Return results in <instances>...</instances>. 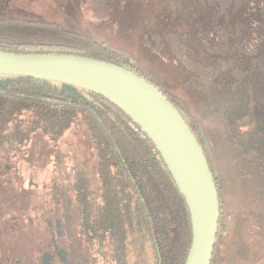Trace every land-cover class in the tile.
Masks as SVG:
<instances>
[{"label":"trees","instance_id":"1","mask_svg":"<svg viewBox=\"0 0 264 264\" xmlns=\"http://www.w3.org/2000/svg\"><path fill=\"white\" fill-rule=\"evenodd\" d=\"M6 1L0 0V6ZM195 1L201 15V32L207 34L206 38L202 37V53L199 54V46L189 42L186 31L171 30L165 38L172 51L191 67L192 76L188 82L202 95L208 96L220 115V126L231 135L237 149L233 159L241 151L245 158L241 162L247 161L264 181V163L257 156L258 138H264V0ZM100 3L103 7H110L119 1L101 0ZM171 7V15L177 21L181 20L183 16ZM0 49L16 53L91 56L131 69L159 88L129 55L106 46L91 35L65 29L56 22L4 17L0 13ZM161 91L180 110L203 146L221 198V176L214 171L200 119L184 100L172 92ZM88 94L92 99L73 97L64 92L51 94L45 89V80L30 76L6 79L0 83V139L10 145L19 139H30L32 132H40L57 147L72 125H80L90 147L89 153L100 163V170L127 173L130 214L138 216L136 197L141 186L147 195L145 218L156 216L154 207L148 209V204L153 201L149 198L151 190L148 185L153 181L168 195L179 194L187 209L184 196L148 135L116 104L100 94L90 91ZM246 140H251L253 146L244 147ZM177 208L180 214L181 203ZM187 215L191 233L188 212ZM219 238L218 230L212 264L217 263Z\"/></svg>","mask_w":264,"mask_h":264},{"label":"rangeland","instance_id":"2","mask_svg":"<svg viewBox=\"0 0 264 264\" xmlns=\"http://www.w3.org/2000/svg\"><path fill=\"white\" fill-rule=\"evenodd\" d=\"M117 1L118 4L103 7L101 0H7L0 6V13L4 17L56 22L65 29L91 35L106 46L129 55L159 85V89L184 100L201 121L206 135L205 146L215 173L221 176L219 184L226 199L228 235L224 244H218L216 248V264H264V181L247 161L241 162L245 159L241 151H238V160L233 159L237 149L231 135L220 126V115L208 96L188 82L192 76L191 67L172 51L165 38L171 30L186 31L189 42L199 46V54L202 53V37L207 34L201 32L197 2ZM171 6L183 16L181 20L177 21L171 15ZM158 44L160 47L157 48ZM10 77L0 74V83ZM45 89L51 94L64 92L73 97L92 99L86 89L60 81L45 80ZM81 129L80 125H72L57 147L40 132L33 135L27 145L17 149L0 144V264H41L42 250H54L50 245L52 232H56L53 219L63 214L62 202H57L58 190L61 180H68L67 175L59 174V164L72 166L76 163L75 158L80 156L91 160L90 147ZM244 144L246 148L253 146L251 140ZM257 147L258 160L263 164L264 138H258ZM6 154L22 158L14 162L5 159ZM41 157L48 159L43 162ZM72 177L68 175L70 181ZM30 180L32 184H29ZM149 187L161 202L164 201L167 194L164 190L154 181ZM239 211L244 216L241 225L236 217ZM62 217L67 232L59 238L60 245L71 241V231L75 227L74 216L70 219ZM49 220L52 221L50 225ZM173 235L179 238L178 234ZM185 239L184 236L178 247L177 263L189 250Z\"/></svg>","mask_w":264,"mask_h":264},{"label":"flooded vegetation","instance_id":"3","mask_svg":"<svg viewBox=\"0 0 264 264\" xmlns=\"http://www.w3.org/2000/svg\"><path fill=\"white\" fill-rule=\"evenodd\" d=\"M35 134L37 132H32L30 139H19L8 146L17 149L18 146L20 148L27 145ZM0 144L6 142L0 139ZM20 157L22 158L19 155H5V159L14 162ZM55 157L58 160V155ZM45 158L41 157L43 162ZM75 159L76 163L72 166L62 167L59 164V174L67 175L68 180H61L57 200L63 205L62 216L68 219L75 217V227L71 231L72 239L60 245L58 240L63 238L67 231L64 229L63 217H55L53 223L56 232H52V244H50L53 245L54 250L51 248L42 250L41 264H45V257L49 264H180L182 261L184 264L183 258L188 252L177 263L178 247H181L185 236L187 246L190 248L192 225L190 233L187 224V212L190 216L189 208L187 206L186 209L182 205L179 194L175 193L171 196L164 191L167 194L165 193L164 201L161 202L151 191L149 194L151 197H148L153 201L151 205L148 204V209L154 207L156 216L150 215L145 218L147 195L145 188L139 186L136 197L139 207L138 216H135L136 213L130 214L129 182L125 171H102L95 156H91V160L90 157L81 156ZM68 175L73 176L72 181ZM119 175H122V178ZM32 183L30 180L29 184ZM180 203L179 214L177 207ZM225 204L226 199L222 190L218 244H224L228 235ZM236 217L239 218L240 225L244 223V216L240 211L239 214L236 213ZM15 218L18 219V216L16 215ZM48 222L50 225L52 221ZM173 233L178 234L179 238L174 237Z\"/></svg>","mask_w":264,"mask_h":264},{"label":"water","instance_id":"4","mask_svg":"<svg viewBox=\"0 0 264 264\" xmlns=\"http://www.w3.org/2000/svg\"><path fill=\"white\" fill-rule=\"evenodd\" d=\"M0 74L76 85L125 111L159 150L189 208L192 241L184 264H212L220 220L215 176L196 134L157 86L124 66L75 54L0 49Z\"/></svg>","mask_w":264,"mask_h":264}]
</instances>
